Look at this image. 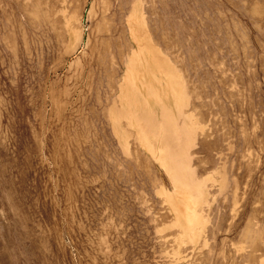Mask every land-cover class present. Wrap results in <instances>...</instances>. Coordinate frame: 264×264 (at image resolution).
I'll return each mask as SVG.
<instances>
[{"label":"rangeland","instance_id":"1","mask_svg":"<svg viewBox=\"0 0 264 264\" xmlns=\"http://www.w3.org/2000/svg\"><path fill=\"white\" fill-rule=\"evenodd\" d=\"M0 264H264V0H0Z\"/></svg>","mask_w":264,"mask_h":264}]
</instances>
